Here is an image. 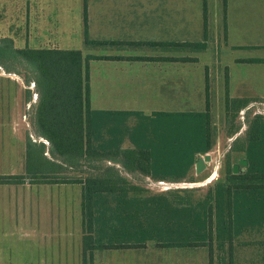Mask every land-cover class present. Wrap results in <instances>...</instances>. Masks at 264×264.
I'll use <instances>...</instances> for the list:
<instances>
[{
  "label": "trees",
  "instance_id": "16d2710c",
  "mask_svg": "<svg viewBox=\"0 0 264 264\" xmlns=\"http://www.w3.org/2000/svg\"><path fill=\"white\" fill-rule=\"evenodd\" d=\"M83 19L84 42L95 44L88 39L85 7ZM91 58L83 59L78 50L14 49L9 39H0V67L6 73H15L6 61L18 60L36 74L40 100L33 122L49 143L51 155L74 171L82 165L96 171L84 178L56 177L49 162L48 175L33 177L45 164L28 146L26 175L39 182L80 185L84 257L94 250L152 243L157 248H207L211 259L213 245L219 250L227 245L232 264V242L246 232L264 229V117L254 115L243 143H233L232 149L241 153L235 161L237 172L228 166L201 199L193 201L175 192L142 195L116 166L155 182L183 181L215 143L208 106L200 112L151 114L93 110L88 84ZM232 103L227 99V112ZM240 160L246 164L240 165ZM16 179L0 177V184Z\"/></svg>",
  "mask_w": 264,
  "mask_h": 264
},
{
  "label": "crops",
  "instance_id": "0c3cea01",
  "mask_svg": "<svg viewBox=\"0 0 264 264\" xmlns=\"http://www.w3.org/2000/svg\"><path fill=\"white\" fill-rule=\"evenodd\" d=\"M166 1L169 0H55L49 16L57 18L56 41L60 46H44L49 37L43 21L40 23V38L33 36L29 27L21 46H16L10 37L4 38L11 41L14 49L78 50L83 59L92 57L88 60V84L93 110L143 114L183 111L172 110V92L179 89L175 81L176 86L172 87V65L182 66L190 61H201V58L172 51L180 47L206 49L203 43H191L183 38L186 30L195 25L191 19L195 16L201 18L202 13L194 11V6L189 4L192 0H172L187 2L186 6L177 8L161 4ZM222 5L226 34L248 37V40L234 39L235 44L230 47L264 50V0H222ZM84 7L88 39L95 44L86 45L84 42V22L81 25ZM41 14L44 15L43 11ZM247 28L259 36L251 39ZM234 63L264 66V58L235 59ZM182 77L176 73L174 80L181 78L185 82ZM228 77L227 73V80ZM186 90H189L187 82ZM2 129L11 133L0 151V163L5 161L10 165L0 177L16 176L17 123H5ZM38 139L42 145L38 154L44 158L45 167L39 170L41 174L33 173V177L48 175L45 168L56 158L50 153L49 143L41 137ZM27 150L24 145V171L20 176L26 175ZM52 168V173L58 176L55 167ZM26 176L28 182L25 184H0V252L12 248L1 245L4 239L23 241V264H176L172 258L178 257L177 252H185L155 248L148 243L141 248L94 250L84 257L80 185L39 182ZM17 218H22L25 225L19 234L16 232ZM149 245L154 249H148ZM6 255L8 261L10 256ZM86 258L89 260L85 261Z\"/></svg>",
  "mask_w": 264,
  "mask_h": 264
},
{
  "label": "rangeland",
  "instance_id": "374dc122",
  "mask_svg": "<svg viewBox=\"0 0 264 264\" xmlns=\"http://www.w3.org/2000/svg\"><path fill=\"white\" fill-rule=\"evenodd\" d=\"M31 1L32 16H30ZM54 4H56L55 0H0V39L10 37L16 46H21L23 45L25 30L28 27L29 30H33V36L41 37L40 23L43 21L48 34L46 36L49 37V42L45 40L44 46H60V43L56 41L57 28L55 23L57 18L49 16ZM161 4L177 8L180 5L186 6L187 2L175 3L169 0ZM189 4L194 6L195 12H201L202 17L195 16L191 19L195 25L193 24L186 30L187 34L183 38L190 40L188 42L191 43H203L202 45H205L206 49L199 51L197 48L195 50L181 49L180 47L177 51H172V53L177 52L179 55H192L201 58V61H193V63L190 61L182 66L175 67L172 65V87L176 86L174 81L179 84L177 86L179 89L172 92V96L174 95L172 97V110L200 112L208 106L216 134L212 149L206 153L210 155V161L205 163L204 169L198 174L194 165L186 179L175 183L155 182L149 178H142L136 173L128 174L119 166L116 167L131 186L143 191L142 195L175 192L180 197L189 196L190 199L196 201L205 195L208 187L214 181L223 176L228 166L235 165V161L241 153L232 149L233 143H243L244 133L251 118L254 115L264 117V66L234 63L235 59L264 58V50L233 49L230 47V45L235 44L234 39L248 40V37L246 35L234 36L232 33L226 34L222 0H205V10H203V0H192ZM82 10L83 8L80 6V14H82ZM42 11L44 15L41 14ZM83 22L81 17V25ZM248 29L247 34L251 39H256L259 36L256 33H251ZM231 30L233 32V27ZM258 39L260 40V37ZM17 61H6L8 63L5 64L12 67L15 73L8 74L0 67V151H2L4 143L8 141V133H11L7 129H2L3 125L8 122H16L17 140L14 172L19 179L13 183L19 185L28 182L26 175L20 176L24 171V145L26 148L29 146L35 151L42 150V145L38 139L40 136L32 124L34 110L40 100L36 74L28 64H19ZM176 73L183 75L182 78L185 82L181 78L174 80ZM227 73L229 74L228 80ZM186 82L189 85L188 91L186 90ZM227 99L234 102L229 108V112L225 107ZM243 104L245 105L241 107ZM9 165L5 161L0 163V173L8 171ZM50 165L55 167L54 170L58 172L56 177L70 175L71 177L84 178L96 174L94 168L88 169L87 165H82L80 166L81 170L75 169L74 171L65 167L62 160L57 157L54 158V162L50 161ZM21 177L23 180H20ZM18 213H20L19 209ZM16 222H18L16 232L19 234L25 226L24 220L17 218ZM1 245L12 248L9 250L10 252L7 250H5L6 252L3 251L4 253L0 252V264H5V262L23 264L25 254L23 241L4 239L1 241ZM152 245L157 248L154 244ZM153 246L149 245L148 249L153 250ZM231 248L232 264H264V229L240 235L232 242ZM181 250L185 252H177L178 257L175 260L172 258V262L176 264H229L227 245L220 250L216 245H213L211 259L207 248ZM6 254L10 256L8 261ZM88 260L85 259V261Z\"/></svg>",
  "mask_w": 264,
  "mask_h": 264
},
{
  "label": "water",
  "instance_id": "95a60500",
  "mask_svg": "<svg viewBox=\"0 0 264 264\" xmlns=\"http://www.w3.org/2000/svg\"><path fill=\"white\" fill-rule=\"evenodd\" d=\"M209 161H210V155H208V154L204 155L203 157H200L197 160V162L195 163V171H196V173L197 174L200 173L204 169L205 163L209 162ZM239 164L240 165H245L246 162L244 160H240ZM232 169H233V173H236L237 169H238V165L232 166Z\"/></svg>",
  "mask_w": 264,
  "mask_h": 264
},
{
  "label": "bare ground",
  "instance_id": "6f19581e",
  "mask_svg": "<svg viewBox=\"0 0 264 264\" xmlns=\"http://www.w3.org/2000/svg\"><path fill=\"white\" fill-rule=\"evenodd\" d=\"M214 176V175H213Z\"/></svg>",
  "mask_w": 264,
  "mask_h": 264
}]
</instances>
